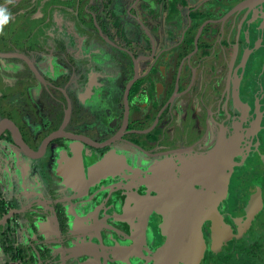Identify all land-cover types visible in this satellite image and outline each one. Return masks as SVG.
Wrapping results in <instances>:
<instances>
[{"label": "flooded vegetation", "instance_id": "1", "mask_svg": "<svg viewBox=\"0 0 264 264\" xmlns=\"http://www.w3.org/2000/svg\"><path fill=\"white\" fill-rule=\"evenodd\" d=\"M0 7V264H154L216 148L199 264H264V0Z\"/></svg>", "mask_w": 264, "mask_h": 264}, {"label": "water", "instance_id": "2", "mask_svg": "<svg viewBox=\"0 0 264 264\" xmlns=\"http://www.w3.org/2000/svg\"><path fill=\"white\" fill-rule=\"evenodd\" d=\"M220 151L221 148H216L208 158L209 163L194 173L196 180L206 185V189L196 192L192 201L181 198L169 205L171 210L165 213L169 238L154 252V264H199L204 251L203 220L211 219L218 225L215 232L219 230L221 219L217 216L216 203L225 193L227 169H231L232 162L231 157H222Z\"/></svg>", "mask_w": 264, "mask_h": 264}, {"label": "crops", "instance_id": "3", "mask_svg": "<svg viewBox=\"0 0 264 264\" xmlns=\"http://www.w3.org/2000/svg\"><path fill=\"white\" fill-rule=\"evenodd\" d=\"M19 19H20V17L19 18H17V19H14V21H13V23H17V25H14V27L13 28H16V29H21V26H19L20 25V23H21V21H20V23H19ZM41 22V16H39V15H37L36 16V18L34 19V21L32 22V24L31 25H37V24H39ZM20 34V33H19ZM2 34H0V50H9V48H12V46L11 45H9V44H3V43H1L2 42V39H3V37L1 36ZM10 36V35H9ZM9 38H7V40H8ZM17 39H19V40H21L20 38H19V35H17ZM4 40H5V38H4ZM39 41H41V40H39ZM4 42V41H3ZM19 43L17 42V45H16V48H18L19 47ZM14 46V45H13ZM14 64H16V63H14V62H12V64H10L11 66L12 65H14ZM14 67V66H13ZM6 71L8 70V68H9V66H4L3 67ZM3 72H4V70H3Z\"/></svg>", "mask_w": 264, "mask_h": 264}, {"label": "clouds", "instance_id": "4", "mask_svg": "<svg viewBox=\"0 0 264 264\" xmlns=\"http://www.w3.org/2000/svg\"><path fill=\"white\" fill-rule=\"evenodd\" d=\"M11 18V14L7 9L0 7V34H3V27L6 25Z\"/></svg>", "mask_w": 264, "mask_h": 264}]
</instances>
